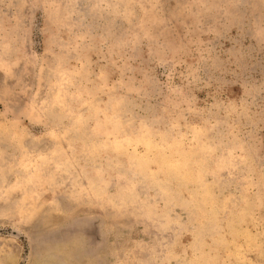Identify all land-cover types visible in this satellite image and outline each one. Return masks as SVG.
<instances>
[{
	"label": "rangeland",
	"instance_id": "rangeland-1",
	"mask_svg": "<svg viewBox=\"0 0 264 264\" xmlns=\"http://www.w3.org/2000/svg\"><path fill=\"white\" fill-rule=\"evenodd\" d=\"M0 264H264V0H0Z\"/></svg>",
	"mask_w": 264,
	"mask_h": 264
}]
</instances>
